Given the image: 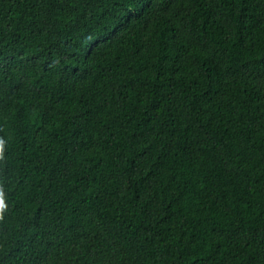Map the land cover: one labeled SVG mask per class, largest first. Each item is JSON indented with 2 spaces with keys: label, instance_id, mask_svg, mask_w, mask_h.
<instances>
[{
  "label": "trees",
  "instance_id": "16d2710c",
  "mask_svg": "<svg viewBox=\"0 0 264 264\" xmlns=\"http://www.w3.org/2000/svg\"><path fill=\"white\" fill-rule=\"evenodd\" d=\"M0 264H264V0H0Z\"/></svg>",
  "mask_w": 264,
  "mask_h": 264
}]
</instances>
